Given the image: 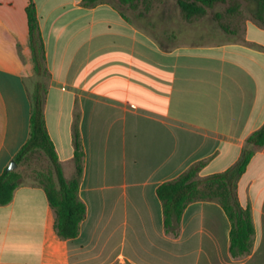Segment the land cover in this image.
I'll return each instance as SVG.
<instances>
[{
	"label": "crops",
	"instance_id": "obj_1",
	"mask_svg": "<svg viewBox=\"0 0 264 264\" xmlns=\"http://www.w3.org/2000/svg\"><path fill=\"white\" fill-rule=\"evenodd\" d=\"M33 2L49 72L45 126L70 180L77 123L86 212L77 237L62 239L42 186L20 185L0 205V264H264V147L237 182L254 227L240 257L217 202L187 205L174 236L156 193L199 162V178L227 170L264 124V27L248 19L240 39L193 42L185 21L168 29L167 11ZM28 3L0 0V175L29 137Z\"/></svg>",
	"mask_w": 264,
	"mask_h": 264
},
{
	"label": "trees",
	"instance_id": "obj_2",
	"mask_svg": "<svg viewBox=\"0 0 264 264\" xmlns=\"http://www.w3.org/2000/svg\"><path fill=\"white\" fill-rule=\"evenodd\" d=\"M107 0H82L83 6L94 7ZM119 6L134 9L139 3L145 11L149 10L145 0H116ZM161 1V0H156ZM185 20L203 16L206 8L218 3L236 0H175ZM254 3L252 18L264 27V0H251ZM29 46L32 55L35 81L29 93L31 112L29 137L17 152L13 160L19 164L27 155L40 151L50 161L54 176L46 177L41 186L47 201L55 211V228L62 239H73L79 233L80 223L85 217V205L78 197L80 179L83 172V149L77 123L73 126L72 143L75 175L66 180L63 177L53 143L47 133L44 119V100L49 82V72L45 64V49L39 33L37 11L33 0L26 7ZM78 119V116H77ZM264 147V124L253 132L245 141L239 159L227 170L199 178L198 173L204 162L190 166L177 178L162 183L157 187V197L162 204L163 223L167 233L178 235L181 216L187 205L197 201L217 202L224 210L230 225V253L240 257L249 252L252 245L254 227L248 208L238 202L236 187L245 172L251 158ZM21 176L15 171L4 170L0 175V205L8 204Z\"/></svg>",
	"mask_w": 264,
	"mask_h": 264
},
{
	"label": "rangeland",
	"instance_id": "obj_3",
	"mask_svg": "<svg viewBox=\"0 0 264 264\" xmlns=\"http://www.w3.org/2000/svg\"><path fill=\"white\" fill-rule=\"evenodd\" d=\"M113 1L117 2L116 0ZM145 1L150 5L148 11H152L153 14H158L162 11L169 13V17L166 19L168 21L166 23L168 29L177 30L178 26L181 28L183 21H185L184 27L187 31L192 32L186 33L187 37L189 38L188 35L191 34L193 36L191 38L193 42L217 43L223 40L240 39L246 20L253 19L252 12L254 10V3L251 0L218 3L210 8H206V13L203 16H197L190 20L183 18L175 0ZM120 7L129 17L136 12H146L142 3H139L134 9ZM13 171L20 174V185L34 183L40 185L41 182L46 181V177L48 176L55 179L50 161L40 151L27 155L17 164V167Z\"/></svg>",
	"mask_w": 264,
	"mask_h": 264
},
{
	"label": "water",
	"instance_id": "obj_4",
	"mask_svg": "<svg viewBox=\"0 0 264 264\" xmlns=\"http://www.w3.org/2000/svg\"><path fill=\"white\" fill-rule=\"evenodd\" d=\"M16 167H17L16 162L14 160H12L11 163L9 164V166L6 168V170L13 171Z\"/></svg>",
	"mask_w": 264,
	"mask_h": 264
}]
</instances>
